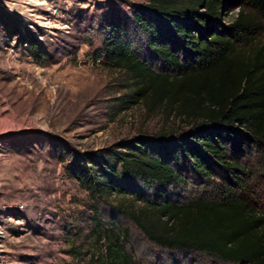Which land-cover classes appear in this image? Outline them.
Instances as JSON below:
<instances>
[{
    "label": "rangeland",
    "instance_id": "obj_1",
    "mask_svg": "<svg viewBox=\"0 0 264 264\" xmlns=\"http://www.w3.org/2000/svg\"><path fill=\"white\" fill-rule=\"evenodd\" d=\"M148 4L0 0V264H86L97 225L111 221L130 230L136 264H230L158 248L113 209L120 197L98 199L73 172L90 158L125 152L126 141L191 128L163 108L124 104L134 92L131 76L99 56L104 40L121 32L157 72L177 74L155 56L149 36L134 21L142 14L170 48L183 49ZM237 10L230 9L222 25L228 26ZM257 42L264 46V30ZM243 161L257 172L246 189L264 214V172L256 158ZM181 164L186 182L167 196L181 203L208 196L209 188Z\"/></svg>",
    "mask_w": 264,
    "mask_h": 264
},
{
    "label": "trees",
    "instance_id": "obj_2",
    "mask_svg": "<svg viewBox=\"0 0 264 264\" xmlns=\"http://www.w3.org/2000/svg\"><path fill=\"white\" fill-rule=\"evenodd\" d=\"M147 7L166 20L183 49L170 48L142 14L134 21L155 56L177 74L157 72L121 32L104 40L99 56L131 76L134 92L124 104L163 108L191 128L126 141L125 152L90 158L73 172L98 199L120 197L113 209L160 249L264 264V214L246 189L257 172L243 161L256 158L264 172V46L257 42L264 0H149ZM232 8L236 16L222 25ZM181 162L209 188L208 196L183 203L167 196L186 182ZM94 232L86 264H136L128 228L111 221Z\"/></svg>",
    "mask_w": 264,
    "mask_h": 264
}]
</instances>
